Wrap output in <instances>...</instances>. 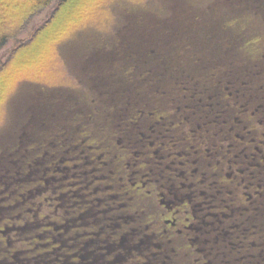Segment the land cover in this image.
I'll return each instance as SVG.
<instances>
[{
  "label": "trees",
  "instance_id": "obj_1",
  "mask_svg": "<svg viewBox=\"0 0 264 264\" xmlns=\"http://www.w3.org/2000/svg\"><path fill=\"white\" fill-rule=\"evenodd\" d=\"M152 1L0 0V71L18 52L30 49L50 32L41 49L28 54L16 65L20 67L3 79L0 99L5 113L11 89L24 80L22 71L45 52L64 50L81 34L92 39L96 27L107 18L126 20L131 10H147ZM61 15V21L56 22ZM179 54V50L169 52L161 65L156 64L158 70H147L151 80L143 87L120 85L122 94L134 93L132 99L121 97L124 109L119 103L114 106L119 120L117 124L113 120L112 125L121 128V133H104L100 135L104 141H97L94 135L98 133L89 130L85 136H73L72 147L58 146L36 155H22L18 150L16 158L4 160L0 173V264H264L262 249L249 245L221 248L217 254L203 247L200 252L185 233L167 229L162 220L156 190L148 184L154 179L160 187L161 153L150 157L147 134L152 121L156 135L163 136V127H167V135L175 143L184 139L176 150L189 147L192 133L176 130L192 127V119H180L174 107L168 112L174 111L175 116L162 119L164 106L181 101L171 99L177 93L164 101V88L155 80L159 76L160 82L169 80L172 67L183 68L176 72L175 80L184 83L178 97L188 104L192 93L187 90L192 84L186 80L195 79V71L179 62ZM208 72L204 69L202 79H208ZM156 95L162 96L161 101ZM135 98L138 100L132 104ZM253 253L263 261L252 262Z\"/></svg>",
  "mask_w": 264,
  "mask_h": 264
},
{
  "label": "rangeland",
  "instance_id": "obj_2",
  "mask_svg": "<svg viewBox=\"0 0 264 264\" xmlns=\"http://www.w3.org/2000/svg\"><path fill=\"white\" fill-rule=\"evenodd\" d=\"M243 1L153 0L147 10H131L126 20L107 18L92 39L81 34L64 50L45 52L22 71L24 80L11 89L6 101L7 113L0 99V173L4 160L16 158L18 150L22 155H36L58 146L72 147L73 136H85L89 130L98 133L97 141H104L100 136L104 133H121L112 125L119 120L114 106L122 104V96L132 99L134 93L122 94L120 85H146L151 80L147 70H158L156 64L161 65L169 52L179 50V62L192 71H221L230 64L234 72L238 70L236 76H242L244 62L236 55L244 49ZM49 33L18 52L0 71V86L28 54L41 49ZM160 79L155 80L160 83ZM156 97L161 101L162 96Z\"/></svg>",
  "mask_w": 264,
  "mask_h": 264
},
{
  "label": "flooded vegetation",
  "instance_id": "obj_3",
  "mask_svg": "<svg viewBox=\"0 0 264 264\" xmlns=\"http://www.w3.org/2000/svg\"><path fill=\"white\" fill-rule=\"evenodd\" d=\"M242 7L244 49L236 55L244 62L242 76L230 64L221 71L206 69L207 80L204 69H195L196 78L186 80L192 84L186 105L178 97L184 83L175 80L183 68L169 70V80L160 82L164 101L174 93L171 99L181 101L164 106L162 119L175 116L170 108L178 109L180 119H192L193 126L176 131L192 136L187 150H176L184 139L175 143L167 127L160 137L149 123V154L161 153L163 170L160 187L154 179L148 184L156 190L167 229L185 233L198 251L207 247L217 254L249 245L262 249L264 259V0H244ZM262 259L251 257L252 262Z\"/></svg>",
  "mask_w": 264,
  "mask_h": 264
}]
</instances>
